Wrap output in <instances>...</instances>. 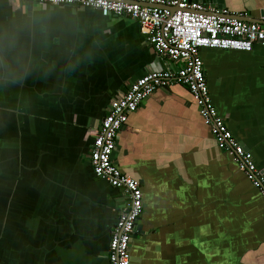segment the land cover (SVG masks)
Returning a JSON list of instances; mask_svg holds the SVG:
<instances>
[{"label":"crops","instance_id":"obj_1","mask_svg":"<svg viewBox=\"0 0 264 264\" xmlns=\"http://www.w3.org/2000/svg\"><path fill=\"white\" fill-rule=\"evenodd\" d=\"M222 2L264 21V0ZM199 56L218 114L264 172V48ZM177 68L127 17L0 0V264H108L126 198L92 172L95 132L139 78ZM112 162L143 195L130 264H264V200L183 85L140 104Z\"/></svg>","mask_w":264,"mask_h":264},{"label":"built area","instance_id":"obj_2","mask_svg":"<svg viewBox=\"0 0 264 264\" xmlns=\"http://www.w3.org/2000/svg\"><path fill=\"white\" fill-rule=\"evenodd\" d=\"M10 1L91 9L104 18L127 17L137 22L140 32L158 57L178 64L175 71L146 74L112 100L95 132L88 158L92 172L95 178L121 190L126 198L124 209L119 212L111 231L108 264H130V241L143 210L139 183L123 175L112 162L116 140L129 116L158 90L169 89L174 84L186 88L217 147L237 164L238 171L264 200V172L256 166L252 154L234 139L218 114L199 56L201 49L250 53L255 46L264 48V25L206 15V5L192 0Z\"/></svg>","mask_w":264,"mask_h":264},{"label":"water","instance_id":"obj_3","mask_svg":"<svg viewBox=\"0 0 264 264\" xmlns=\"http://www.w3.org/2000/svg\"><path fill=\"white\" fill-rule=\"evenodd\" d=\"M192 2H199V0H192ZM200 2L207 3V4L215 3L217 5L216 12H214V13L205 12L206 15L215 16V17H226V18L233 19V20H240V21H245V22H250V23H258V24L264 25V21H261V20H254V19L250 20V19L244 18L242 16L224 15L223 11L225 8H224L222 0H201ZM74 9H76V8H74Z\"/></svg>","mask_w":264,"mask_h":264}]
</instances>
